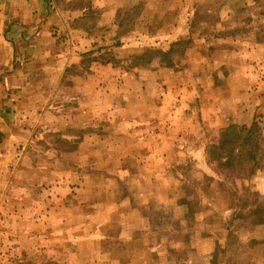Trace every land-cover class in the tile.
Instances as JSON below:
<instances>
[{
  "label": "rangeland",
  "instance_id": "obj_1",
  "mask_svg": "<svg viewBox=\"0 0 264 264\" xmlns=\"http://www.w3.org/2000/svg\"><path fill=\"white\" fill-rule=\"evenodd\" d=\"M40 1L0 72V264H264V0ZM80 177L141 230L78 237Z\"/></svg>",
  "mask_w": 264,
  "mask_h": 264
},
{
  "label": "crops",
  "instance_id": "obj_2",
  "mask_svg": "<svg viewBox=\"0 0 264 264\" xmlns=\"http://www.w3.org/2000/svg\"><path fill=\"white\" fill-rule=\"evenodd\" d=\"M44 12V4L40 0H0V72H4V70L6 72L11 71V59L14 52L24 50L22 36L37 35L35 41L39 45V49L42 47L43 41L44 39L46 40L49 30V22L44 17ZM8 35L11 36L9 40L5 38L8 37ZM1 82L2 80H0V83ZM85 85L88 86V88L84 89L86 92L78 94V109H75V111H81L83 115L89 116L92 113H96V109L98 110V105L101 102L98 101V99H100L99 93L93 91L92 85L89 86L87 83H85ZM30 86L31 89L35 91L34 82H31ZM102 108L103 110L98 112L107 115V108ZM79 154L81 155V153ZM78 181L82 189V186L85 185L84 190H76L78 193L82 191V201L80 204H87L90 209L89 214L76 213L74 215L75 222L73 224L77 226L78 231H80L78 237L90 238L97 244V251L101 250V252L104 251V253H106V250L102 248L103 242L105 241L103 232H105L106 228L113 222L112 217H117V215H119V218L120 216H125L127 218V221L124 224L122 223L124 231L132 229V234L135 235L141 230V225H144L145 222L135 215L134 211L130 209L127 210L128 207H125L126 213H123L121 209V212L118 214L117 209L114 208L113 205L114 192L112 190L105 188H89L90 179L84 177L78 178ZM102 192L106 193L103 198H99L98 196ZM121 207L122 206H119V208ZM51 219L52 217L50 220ZM65 219L66 218H61L60 220Z\"/></svg>",
  "mask_w": 264,
  "mask_h": 264
},
{
  "label": "trees",
  "instance_id": "obj_3",
  "mask_svg": "<svg viewBox=\"0 0 264 264\" xmlns=\"http://www.w3.org/2000/svg\"><path fill=\"white\" fill-rule=\"evenodd\" d=\"M254 126H255V124L252 125L250 128H242L243 131H247V133H248L247 138H251V135H252V133H253V128H254ZM225 132H228V130H226ZM247 140H248V139H247ZM254 158H255V156L252 157V159H254ZM232 159H233V158H232ZM230 161H231V159L229 160V158H226L225 163H229V164H230Z\"/></svg>",
  "mask_w": 264,
  "mask_h": 264
}]
</instances>
